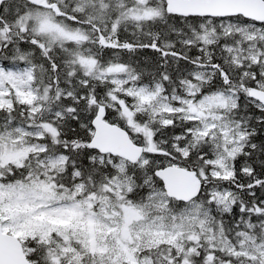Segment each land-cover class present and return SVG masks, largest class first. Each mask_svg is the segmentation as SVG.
Returning <instances> with one entry per match:
<instances>
[{"label":"snow or ice","instance_id":"obj_1","mask_svg":"<svg viewBox=\"0 0 264 264\" xmlns=\"http://www.w3.org/2000/svg\"><path fill=\"white\" fill-rule=\"evenodd\" d=\"M0 264H264V0H0Z\"/></svg>","mask_w":264,"mask_h":264}]
</instances>
